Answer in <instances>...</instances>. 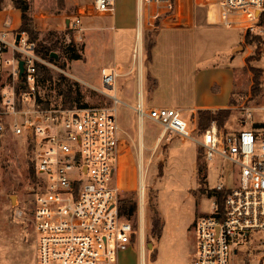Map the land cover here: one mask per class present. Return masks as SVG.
<instances>
[{
  "label": "built area",
  "instance_id": "built-area-1",
  "mask_svg": "<svg viewBox=\"0 0 264 264\" xmlns=\"http://www.w3.org/2000/svg\"><path fill=\"white\" fill-rule=\"evenodd\" d=\"M176 5L177 0H140L141 37L172 15ZM94 9L110 14L114 0H95ZM217 16L224 28L264 37V0H219ZM80 23L78 18L73 26ZM53 54L44 58L26 32L3 21L0 77L6 75L8 82L0 85V136L10 133L28 141L35 179L30 211H17L16 217L33 221L36 264H119V252L139 235L131 218L122 214L120 196L137 188L141 200L144 171L124 154L129 136L119 125L117 104L68 109L37 103L39 67L63 72L50 62ZM119 76L117 70H103L102 83L113 88ZM245 111L249 128L223 132L213 123L194 138L179 110L138 106L140 120L161 127L159 141L175 135L191 139L208 164L219 159L238 172L235 186L217 184L210 212L197 219L192 264H264V106L258 120Z\"/></svg>",
  "mask_w": 264,
  "mask_h": 264
},
{
  "label": "rangeland",
  "instance_id": "rangeland-1",
  "mask_svg": "<svg viewBox=\"0 0 264 264\" xmlns=\"http://www.w3.org/2000/svg\"><path fill=\"white\" fill-rule=\"evenodd\" d=\"M61 2L62 0H46L42 5L38 2L33 4L29 2L30 16L35 30L38 29L35 21L37 5L44 8L43 10L41 8V13H44L42 16L51 17L55 21L54 26L50 27L51 30L39 31V39H48L53 53L58 56L57 59L52 57L50 62L56 63L57 68L63 71L48 68L53 76L50 82L45 80L42 67H39L37 103L46 108L68 109L113 108L117 104L120 126L131 131L137 141L140 128L138 114L123 104L125 101L136 106L134 102L136 85L124 78L116 79L115 88L106 87L102 83L101 70L111 56L110 41L101 43L99 37L85 33L84 23L72 28L65 23V19L75 21L77 19L75 17L79 16L81 19L85 17L79 14V8L86 11L84 15H94L93 13L97 12L94 9L95 1L75 4L71 10H64L65 12L61 11ZM218 2L219 0H177L176 14L178 13L180 23H185L184 19L189 17L193 19L195 26H205L206 29L200 32V49L212 58L214 66L210 75L220 85L222 100L226 101L230 94L233 95V110L223 125L220 126L218 121H213L210 126L215 123L223 132L241 131L247 129L242 127V122L247 121L250 125L249 120L244 118L245 110L252 111L254 119L258 120L261 116L258 110L264 106V37H260L259 40V37L246 34L240 29L224 28L218 24ZM158 24L144 31L140 44L137 43L133 57L137 65H140L142 51L144 62L148 61ZM239 38L244 39L235 50L234 44ZM234 58L241 60L235 70L234 64L229 62ZM77 67L94 71L96 77L80 78ZM59 75H63L74 85L73 90L78 100L73 106L65 105L63 102V92L67 88L65 81H61ZM7 82V76L2 75L0 85ZM123 89L131 91V96L125 95ZM183 119L190 122L192 133L197 135L200 131L199 114L193 115L191 119L185 115ZM160 131L159 125L145 119L144 133L147 148L153 146ZM185 141L193 147V143L189 140ZM168 145L169 141L163 140L150 161H148L149 152H146L145 172L142 176L144 195L141 193V200L137 188L123 192L120 196L123 203L131 201L137 206L131 220L139 235L130 248L119 252V264H142V251L145 252L144 264H192L196 257L197 219L204 213L210 212L209 198L214 195L213 192L219 182L227 186H235L234 175L237 176L238 172L233 173V165L219 159L208 164L203 158L202 148L198 147L196 179L201 188L198 193L185 190L182 179L188 184L193 180L190 176H181L177 170L182 163L187 165L188 160L184 158L185 161L182 162L174 155L168 159ZM31 149L24 138L14 137L10 133L0 136V264H34L37 261V234L33 221L29 216L20 219L16 217L17 211L29 213L33 200L35 179ZM188 167L187 165V170L190 171ZM205 184L209 190L204 188ZM200 191L208 198L201 197ZM157 222L159 229L155 230L154 224ZM141 229L144 231L143 243Z\"/></svg>",
  "mask_w": 264,
  "mask_h": 264
},
{
  "label": "crops",
  "instance_id": "crops-1",
  "mask_svg": "<svg viewBox=\"0 0 264 264\" xmlns=\"http://www.w3.org/2000/svg\"><path fill=\"white\" fill-rule=\"evenodd\" d=\"M28 1L32 4L33 2H38L42 5L46 0ZM89 1L90 0H64V7L61 11H69L75 4H86ZM41 8L42 7H39V5L35 7V21L38 26V29H36V31L38 30L37 32L51 30L50 27H53L55 24V21L51 17L42 16L44 13L42 14L41 12L44 8H42V10ZM78 11H82L81 8H79ZM84 13H86V11ZM93 14L94 15H83L85 16H82L83 19L79 16L75 18H80L81 23L79 26L84 23L83 30L85 33L87 32L89 35L99 37L101 43L110 41L112 48L111 56L108 58V62L103 66L101 73L103 70L107 72L117 70L120 73L119 79H128L136 85V99L134 100L136 106L125 101L123 102V104L128 106L132 111L137 113L139 105L146 111L157 108H174L180 111L182 117L186 115L191 119V117L193 115L195 116L199 111L216 112L221 110H233V95L230 94V97L226 101L220 98V85L215 82L210 75L211 69L214 66L212 64V58L210 55L203 53L205 52L203 49H200V32L206 29L204 25L195 26L196 24L193 19L191 20L189 17L184 19L185 23H180L178 13L176 14L175 10L172 15L163 18L159 22L147 62H144V52L142 51V46L140 47L142 54H140V65H137V61L135 63L133 57L137 43L139 45V41L141 40V34L139 32L140 0H114V10L112 13L101 14L95 12ZM6 19L12 22V26L15 30L20 29L22 25L21 12L14 7L13 0L4 1L3 8L0 11V29L2 28L3 21ZM65 23L69 24L71 28L74 27L73 20L69 21L65 19ZM243 39L244 38H239L235 41V50L239 44L243 42ZM229 62L234 64L233 69L235 70L241 60L239 58H234L230 59ZM91 68L93 69L94 67L92 66ZM77 69L80 78L96 77L94 71H86L85 67H77ZM134 72H136V74ZM113 88H115V85ZM123 93L128 96L132 94L128 89H123ZM138 121L140 128L137 141H135L131 131L121 127L129 136V138L125 137L127 150L124 154H128L130 160L140 164L145 172L144 159L146 152H149L148 161H150L163 141H159L160 131L153 146L147 148L144 133L145 119L140 120L138 116ZM186 121L190 124L188 120ZM248 126L250 127L251 124L249 125L247 121L242 122V127L249 128ZM192 135L194 138H199V133H197V135L193 133ZM185 140H189L193 143V147L192 145L189 146L188 142ZM168 141V159L171 158V155H174L175 158H180L182 162L185 161L184 158L188 160L187 165L190 171L187 170V165L184 163H182V166L177 170L181 176L187 175L193 180L191 184H188V182L182 179V183L185 186L184 189L198 193L201 188L196 179L198 147L200 146L191 139L177 135L173 136ZM142 176L143 173L141 175V185L143 184ZM206 184L204 188L209 190ZM201 193L200 191V194ZM201 195V197H207L204 194ZM141 256L142 264H144V251Z\"/></svg>",
  "mask_w": 264,
  "mask_h": 264
},
{
  "label": "trees",
  "instance_id": "trees-1",
  "mask_svg": "<svg viewBox=\"0 0 264 264\" xmlns=\"http://www.w3.org/2000/svg\"><path fill=\"white\" fill-rule=\"evenodd\" d=\"M4 1L5 0H0V11L3 8ZM63 2L64 0H62V2L60 3L62 8L64 7ZM13 4H14V7L21 12L22 25L20 27V30L26 32L32 41L38 43V52L44 58L51 56V54L53 53L52 45H49V42L47 41L48 39L46 38L44 40H40L39 32H37L34 28L33 19L30 16L31 6L29 2L27 0H13ZM258 39L260 40V37ZM151 48H150V51H151ZM41 69H42L43 77L45 78V80L52 82L53 76L51 75V71L46 67H42ZM59 76H60L61 81H65L66 88H67L63 92V102L65 105L71 104V106H73L78 100L77 95L76 93H74L75 91L73 90L74 85L69 83L68 79L64 77L63 75H59ZM254 85H255V77H254ZM230 113L231 111L229 110H221V111H216V112L199 111L198 114H199L200 131L202 132L206 130L210 126L211 122L213 121H218L220 126H222L224 121L228 118ZM136 209H137V206L135 203L133 204L131 203V201H126L124 203L122 202L121 211L124 216H128L129 218H131L134 215ZM154 229L155 230L159 229V222L154 224Z\"/></svg>",
  "mask_w": 264,
  "mask_h": 264
},
{
  "label": "water",
  "instance_id": "water-1",
  "mask_svg": "<svg viewBox=\"0 0 264 264\" xmlns=\"http://www.w3.org/2000/svg\"><path fill=\"white\" fill-rule=\"evenodd\" d=\"M52 56H53L55 59L58 58V56H57L56 54H53ZM23 72H24V63L21 61V62H20V78L22 77Z\"/></svg>",
  "mask_w": 264,
  "mask_h": 264
},
{
  "label": "bare ground",
  "instance_id": "bare-ground-1",
  "mask_svg": "<svg viewBox=\"0 0 264 264\" xmlns=\"http://www.w3.org/2000/svg\"><path fill=\"white\" fill-rule=\"evenodd\" d=\"M141 187H142V188H141V193L143 194V191H144V184H142ZM143 195H144V194H143ZM141 235H142L141 237H142V242H143V238H144V231H143V229H141ZM142 252H143V251H142Z\"/></svg>",
  "mask_w": 264,
  "mask_h": 264
}]
</instances>
